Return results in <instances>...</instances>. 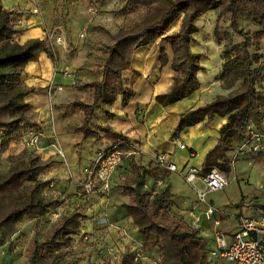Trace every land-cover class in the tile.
Returning <instances> with one entry per match:
<instances>
[{"label": "trees", "instance_id": "16d2710c", "mask_svg": "<svg viewBox=\"0 0 264 264\" xmlns=\"http://www.w3.org/2000/svg\"><path fill=\"white\" fill-rule=\"evenodd\" d=\"M124 2L115 13L125 14L138 6L151 10L131 28H119L113 36L114 42L107 46L103 78L97 85V100L106 103H111L116 94L123 93L120 73L129 67L134 50L143 44L154 43L157 38L169 40L170 62L166 53L163 56L165 49L159 52L162 64L168 62L174 76L170 90L156 95V102L165 107L190 96L198 89L197 73L203 70L201 55L191 51L190 47L196 42L193 37V33L198 31L195 21L208 11L218 10V18L228 15L230 30L240 36V41L222 50V63L216 78L227 93L181 113L171 134V138L175 139L180 132L206 118L225 117L226 122L218 130L217 142L207 152L201 170L205 173L215 168L228 173L231 159L227 153L233 149V144L240 143L250 128L264 129V52L259 51L264 40V0ZM13 13L0 3V156L33 124L34 115L25 98L35 92V88L26 87L22 81L26 65L37 61L41 53H46L54 61L56 59L46 38L23 43L15 39L19 30L11 21ZM179 16H182L179 30L162 36ZM242 23L251 24L255 30L249 32L242 27ZM126 101L127 97H124V104ZM101 131L114 138V144L130 148V143L121 135L110 134L105 128ZM87 132L92 136L98 134L90 129ZM29 149L24 148L18 159L0 172L1 243L16 232V225L24 218L32 221L37 228L48 222L50 213L60 205V200L47 196L50 181L39 178L48 167V162L42 161L38 152ZM134 155L124 157L129 158V162L121 186L128 191L131 199L130 204H125L126 216L141 234L138 246L144 250L145 247L156 249L160 255L159 264H212L207 258V243L200 237L197 228L189 223L191 228L183 226L180 220L167 221L166 226L160 222L164 219L163 212L172 205L173 194L166 185L170 172L154 160L147 165L140 158L137 162ZM248 155L258 160L264 152L259 150ZM148 178L151 184L147 183ZM159 180L162 184H158ZM85 193L79 191V195ZM85 212L84 207L76 205L71 210L62 211L54 221L49 220L46 232L38 233L33 239L28 264H75L67 258L73 237L80 233L81 221L87 217ZM134 254V250L127 249L118 264H133Z\"/></svg>", "mask_w": 264, "mask_h": 264}, {"label": "rangeland", "instance_id": "374dc122", "mask_svg": "<svg viewBox=\"0 0 264 264\" xmlns=\"http://www.w3.org/2000/svg\"><path fill=\"white\" fill-rule=\"evenodd\" d=\"M63 1L64 0H41V5L46 4L49 5L50 8L53 5V10L50 9L49 14H47L51 18V22L48 25H44V30L51 31L53 36L58 35L60 32L63 34V37L65 36L64 49L61 50L64 52L62 54L65 57L63 58L65 59V63L73 69L75 80L72 78L71 81L72 84H74L72 86L75 87L79 84L77 78L80 71L87 70L92 73L100 71L107 56V46L114 42L113 36L117 33L119 28H131L135 22L139 21L151 10V8L138 6L133 8L129 13L123 15L122 13H112V11L119 9L124 0H69L67 10L70 11V9L72 10L73 8L75 15L76 12H78V14L83 17V19H80L83 22L82 24L79 20L78 23H76L77 27L70 28L67 20L68 16L64 14L65 9H61ZM17 3H21V0H3V4L6 5V7H14ZM54 6H56V8H54ZM43 10L46 11V7H44ZM61 12L64 15H62ZM50 13H52L51 16ZM73 16L74 14L71 17ZM181 19L182 16L176 18L163 32L162 36L176 33L181 26ZM59 23H61V26L63 27L61 28V31H59V27L56 26ZM195 24L198 31L193 33L196 42L191 43V51L204 55L210 60L216 58L218 63L221 62L223 48L231 43L240 41V36L232 33L230 30L228 15L224 14L218 18V10L206 12L195 21ZM242 27L249 29V32L255 30V28L248 23H242ZM157 40L160 42L156 44L154 53L151 52L150 54L152 56L155 55L154 63L151 66L152 72H150V76H147L149 79L145 78V80H149L147 82L151 86H153L155 82L157 83L160 77H164L166 72H170L171 69L167 66L169 65L168 62H170L172 55L170 52L169 40L160 38H157L156 41ZM47 43L50 44L49 41ZM160 49H165L163 56L167 55L168 62L166 64H162L159 52ZM259 51L264 52V40L261 42ZM57 53L58 52H56V55ZM158 57L162 65H159L160 63L157 61ZM172 74V76H174V72ZM169 75H171V73ZM88 76L91 77V75ZM262 87L264 91V86ZM205 91L210 92L211 95L227 93V91L221 87L220 81L217 80V78L215 82L210 83L208 89ZM74 95H77V93L74 92ZM177 106L180 108L181 104ZM136 108L138 111L139 106ZM160 108L165 107L162 106ZM159 113L160 112L156 107L150 106L145 113L147 124L150 126L152 123L158 125L157 119ZM139 118L141 119L142 115H140ZM171 123L172 120L167 118L163 125L160 124L159 127H157L156 133L150 141H154L155 137V139L158 138V141L160 140L162 143L166 144L168 142L166 134ZM30 128H32L33 132L37 133L38 129L34 128L33 124L29 125L24 131L27 132ZM204 131V129L202 131L192 130L191 134L189 135L188 133L186 139H184L185 143L192 141V144L195 145V149L197 150V154L189 157L190 164H196L197 161H199L204 147H206V145L211 142L210 140H212V133L209 132V134H207L206 132L203 135L202 133ZM188 135L193 137L192 140ZM61 145L64 148L62 142ZM102 146H104V141H91L86 143L84 150L87 152L85 156L82 155L78 165H74L70 168L72 174L77 177L80 174V168L85 165L87 166L90 160L94 158L96 149ZM67 148L68 147L64 148V154L66 157L70 154V150H65ZM90 149H92V152H90ZM34 150L35 152L38 151L37 149ZM21 152V147L19 148L18 146L14 148L11 147L6 152H3L0 156V172L5 171L10 165H12L18 159ZM150 153L152 152L145 150L143 152H138L134 157V160L139 162L141 159V162L147 165L150 161ZM170 157L173 162L180 165L182 161L188 157V148L186 147L184 150L176 148L171 151ZM230 159L231 161L233 159V154H231V152ZM128 162L129 159L124 158L122 164H120L114 171V175L112 174V179L114 183L117 184L116 187H118V195L126 190L122 188L121 184L125 174L124 172L128 168ZM184 172L185 171L183 170L170 172L167 176L166 185H169L173 194L171 205L173 209L169 207L166 212H163L164 219L160 221L163 226H166L167 221L173 219L180 220L183 226L185 224L190 227L188 225L190 221L189 211L196 201V196L191 186L184 181ZM223 173L228 179V185L222 190L209 193L207 201L216 209V215L220 218L221 226L219 229L228 233L232 231L236 225V214L240 211L245 212L244 209L246 208V204H252L254 202L261 204L264 202V156L255 160L249 157L247 153H241L238 155L234 163H231L230 171L228 173ZM147 183L151 184L150 178L147 179ZM195 185L199 188L202 187L199 180L195 181ZM79 191L81 190L79 189L78 192ZM63 194L64 193L61 192L56 195L57 199L60 200V209H63L62 211L68 206L69 208L73 207L72 204L76 206V203L77 205L84 207L87 212L88 208L91 207L88 204V196H86V193L85 195H78V199L66 202L64 201L65 198H62ZM127 201V198H121L120 201H118V204L109 205L108 211L112 214L111 218L113 220L119 219V225L122 226L125 232L130 231V236L133 238L129 239L131 244H126L122 239H109L105 233L106 227H104V223H97L95 224L96 232H93V230L91 232L89 230L82 235L79 234L73 237L70 253L67 259L72 260L75 264H118L122 253H124L129 247L131 250L134 246L140 244L139 239L141 237L139 232L131 230L135 227L123 217L124 214H126L125 204H127ZM203 209H205L204 204L195 206L194 215H200ZM166 218L168 220H166ZM49 220L48 222L45 221L37 228H35L33 222L27 218L20 221L16 225V232L7 241L0 242V264H28V255L33 246V239L37 237L38 233L46 232L50 224ZM201 220L202 221L198 223V233L207 243V258L212 260L209 252L217 247L215 243V227L212 225L211 221L204 219ZM83 222L84 220L81 223L82 229L85 228V223ZM142 250L141 256L138 259L139 261L137 260L133 264H159L160 255L156 249H147L145 247V250L144 248H142ZM214 261L217 262L216 264H225V262L221 260L217 261L214 259Z\"/></svg>", "mask_w": 264, "mask_h": 264}, {"label": "crops", "instance_id": "0c3cea01", "mask_svg": "<svg viewBox=\"0 0 264 264\" xmlns=\"http://www.w3.org/2000/svg\"><path fill=\"white\" fill-rule=\"evenodd\" d=\"M0 3L3 8L14 11L11 21L19 30V33L15 36V39L18 42L23 43L36 38L45 39L46 30H44V25H48L51 22V18L47 14H49L50 9L53 10V5L50 8L49 5L42 4V13L40 15H31V3L29 0H21V3H17L14 7H6V5L3 4V0H0ZM124 3L125 2H123L121 7ZM68 4L69 0H64L61 9H65L64 14L68 16L67 20L70 28H75L77 27L76 23H78L80 19H83V17H81L78 12H76L75 15L73 8L72 10L70 9V11L67 10ZM44 7L47 9L46 11L43 10ZM54 8H56V6H54ZM116 10L118 9L113 10L112 13H115ZM61 14L64 15L62 12ZM73 14L74 16L71 17ZM51 15L52 13H50V16ZM61 23L56 25L58 27L60 26L59 31L63 28ZM82 23L83 22L81 21V24ZM159 42L160 41L157 40L154 43L143 44L134 50L130 59L129 67L122 70L120 73V82L123 93L116 94L111 103L97 100V85L103 78V65L100 71L96 73L88 72L87 70L80 71L81 76L79 74L77 78L79 84L77 87L72 86L74 84H72L71 79L73 78L75 80L73 69L65 63V59H63L65 57L62 54L64 52L61 50L64 49L65 36L63 37V44L53 45L56 57L55 61L46 53H41L37 61L29 62L26 65L22 75V81L26 87L35 88V92L30 93L25 98V101L29 104L30 110L34 115V128L38 129V133L40 134V149H38L37 152L42 161L48 162V167L44 169L39 176L42 180L50 181L49 190L47 192L48 197H55L57 199L56 195L62 192L64 193L62 198H65V202L78 199V190L81 189V183L84 180L83 169L86 165L80 168V174L77 177L72 174L70 168L74 165H78L82 155L85 156L87 152L84 150L86 143L91 141H104V146L97 148L96 151L98 149L107 148L115 143L114 138L101 131L102 128L108 130L110 134L121 135L129 143L135 145L137 152L134 156H136L138 152H143L144 150L152 152L150 153V161L153 160V157L157 152H166L170 156L171 151L174 149L177 148L182 150L174 143V140L177 138L188 148V157H186L180 165L174 162L178 170H183L185 171L184 173H186L190 166H196L201 169L207 152L217 142L218 130L226 122V118L219 116L206 118L195 126L183 130L184 132H181L182 134L179 133L175 139L171 138V134L181 113L194 108V106H203L211 102L217 95L224 94L217 93L211 95L210 92L205 91L208 89L211 82L216 81V76L219 73L222 59L220 60L221 62L218 63L216 58L210 60L206 56L201 55L200 64L202 65L203 70L197 73V79L199 82L198 89L190 96L176 102L175 104L160 108L162 105L156 102L155 97L158 94H163L170 90L173 83V71L170 69V72H166V75L160 77L159 81L157 83L155 82L153 86L148 84L147 81L149 80H145L147 76L151 75V66L154 63L155 55L152 56L150 54L151 52L154 53L155 46ZM56 52H58V56L56 55ZM157 61L160 63L159 57L157 58ZM159 65L162 64L160 63ZM66 66L70 68V75H65L63 73V69ZM167 66L170 68L169 65ZM170 73L171 75H169ZM88 75H91V77ZM147 79H149V77ZM74 92H76L77 95H74ZM124 97H127L125 104L123 102ZM180 104L181 106L178 108L177 105ZM137 106H139L138 111L136 110ZM150 106L156 107L160 112L157 119L158 125L152 123L150 126L146 122L147 119L145 113ZM140 115H142L141 119L139 118ZM167 118L172 120L166 134L168 142L164 144L162 141H158V138L155 139L154 137L152 143L150 139L155 135L157 127H159L160 124L163 125ZM89 129L98 134L92 136L87 132ZM203 129L205 130L202 133L203 135L206 132L207 134H209V132L212 133V140H210L211 142L204 147L199 161H197L196 164H190L189 157L197 154V150L195 149V145L192 144V141L185 143L184 139H186L188 133L189 135L191 134L192 130L202 131ZM87 133V137H84ZM189 135L188 137L192 140L193 137H190ZM60 141L64 148L68 147L65 150L71 151H69L70 154L68 157L64 154V148ZM234 144L233 149L227 153L228 158H230V152L234 156L235 148L239 145V143ZM17 146L19 148L21 147V150L27 148L19 139L12 143L8 149ZM59 152H61L63 156H61ZM90 152H92V149H90ZM262 152H264V147ZM170 161L173 162L171 157ZM126 171L124 173H126ZM112 178L108 192L101 191L96 187L94 192L87 194L88 204L91 206V209L88 208L89 213L87 211L85 212L87 214V217L83 219L85 228L82 229L80 224L79 234L82 235L89 230L91 232L92 230L93 232H96L95 224L104 223L103 225L106 227L105 233L109 239H122L126 244H131L129 239L133 238L130 236V231L125 232L122 226L119 225V219L113 220L111 218L112 214L108 211L109 205L118 204V201H120L121 198H127V204L131 203L127 191H123L122 194L120 193L118 195L117 184L114 183ZM253 204L263 206L264 202L261 204L254 202ZM72 206L74 207V204H72ZM73 207L69 208L68 206L64 209L68 211ZM60 208L61 206L58 205L56 209ZM171 208L173 209V207ZM247 214L253 215L254 213L247 212ZM123 217L124 219H127L129 223L133 224L126 214H124ZM235 229L236 225L232 231L228 232V234L233 233ZM131 230L138 231L136 227ZM200 237L202 236L200 235ZM139 240H141V238ZM128 249H130V247ZM122 255L123 253L121 256Z\"/></svg>", "mask_w": 264, "mask_h": 264}, {"label": "built area", "instance_id": "2783aa9c", "mask_svg": "<svg viewBox=\"0 0 264 264\" xmlns=\"http://www.w3.org/2000/svg\"><path fill=\"white\" fill-rule=\"evenodd\" d=\"M31 3V14L40 15L42 12L41 0H29ZM60 28V26H59ZM47 42L53 49L55 44H63L61 32L53 36L51 31L45 33ZM54 40V42H53ZM65 75H70V68L66 66L63 69ZM23 145L30 149H40V134L29 129L21 138ZM174 143L182 150L186 149V145L179 139H175ZM129 149H124L121 144H113L104 149H98L94 158L83 169L84 180L81 183V191L87 194L94 192L97 188L101 191L108 192L110 189V180L116 168L121 164L124 157H129L137 152L136 147L130 143ZM264 147V129L258 130L250 128L246 137L235 148L234 156L231 161L233 164L241 153H254L262 150ZM61 156L63 154L59 152ZM153 160L161 167L169 172H178V168L174 162L170 161V156L166 152L155 153ZM199 180L202 187H197L195 181ZM184 181L193 189L196 201L189 211V224L194 228H198L201 219L211 221L215 227V243L216 248L210 250L212 263L216 264L221 260L225 264H264V205L258 206L252 204L245 205V212L240 211L236 216V229L233 233L228 234L220 228L221 221L216 215V209L207 201L209 193L222 190L228 185V179L224 173L218 169H211L205 173L196 166H190L184 175ZM158 184H162L159 180ZM205 205L202 213L198 216L194 215L195 206ZM253 212V215L247 214ZM61 213L60 209H56L50 213V220L54 221ZM139 245V244H138ZM134 246L135 254L132 262H136L141 256L142 249ZM139 261V260H138Z\"/></svg>", "mask_w": 264, "mask_h": 264}]
</instances>
